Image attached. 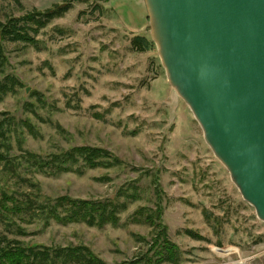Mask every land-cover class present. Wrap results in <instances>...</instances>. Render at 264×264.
<instances>
[{"label": "rangeland", "instance_id": "obj_1", "mask_svg": "<svg viewBox=\"0 0 264 264\" xmlns=\"http://www.w3.org/2000/svg\"><path fill=\"white\" fill-rule=\"evenodd\" d=\"M123 1L0 0V21L69 7L39 32L36 47L4 45L0 82L8 77L14 84L0 100V114L18 124L4 155L18 165L20 179L0 161V195L125 206L115 226L45 225L17 216L16 225L0 222V234L24 246L85 247L105 264L139 257L142 264H173L153 257L163 232L177 248V264H264V222L169 85L144 0ZM136 36L150 43L148 51L133 49ZM81 147L105 151L103 166L89 169L80 161L72 172L50 176L22 159L29 153L48 161Z\"/></svg>", "mask_w": 264, "mask_h": 264}, {"label": "water", "instance_id": "obj_2", "mask_svg": "<svg viewBox=\"0 0 264 264\" xmlns=\"http://www.w3.org/2000/svg\"><path fill=\"white\" fill-rule=\"evenodd\" d=\"M169 85L264 222V0H144Z\"/></svg>", "mask_w": 264, "mask_h": 264}, {"label": "trees", "instance_id": "obj_3", "mask_svg": "<svg viewBox=\"0 0 264 264\" xmlns=\"http://www.w3.org/2000/svg\"><path fill=\"white\" fill-rule=\"evenodd\" d=\"M68 9V5L60 6V4H55L44 11L33 9L20 17H9L4 21H0V74L4 73L6 67L5 44H24L36 47L37 40H35V37L39 32L52 20L61 17ZM131 46L135 51L143 53L149 50L150 43L145 38L136 36L132 39ZM13 84L12 79L8 77L3 82H0V100L4 95L12 91ZM17 126L18 124L11 117L4 113L0 114V150L5 149L4 152L0 153V161L5 162L4 169L7 172L19 178V173H17L18 165L9 161L7 155H4V153L10 151L9 140L12 133L16 132ZM25 126L31 131L29 125L26 124ZM104 157H107V154L103 150L81 147L50 156L48 161L29 153L22 156V159L32 168L37 169V171L56 176L60 173L72 172L73 167L80 161L84 164V167L89 169L103 166L102 159ZM76 171L80 173L79 170ZM30 185L37 191L34 184L30 182ZM124 207V204H114L113 202L73 200L68 197H60L53 201H42L38 194L35 193L18 197L14 193L8 195L2 192L0 195V222L7 225L12 222V225H16L14 218L25 216L31 222L35 219L44 221L45 225H48L49 221H54L61 226L84 224L88 227L103 228L107 225L115 226L118 223V215ZM146 220L150 226L155 227V223L151 218H146ZM16 227L18 229L16 234L22 235V228ZM157 244L160 251H155L153 255V257L157 258L156 263H178L177 248L167 240L163 232H159L155 240V246ZM149 261L147 260V262ZM142 263H145V257H139L124 264ZM0 264L105 263L95 257L85 247L47 248L42 246H24L20 241L8 240L6 236L0 234Z\"/></svg>", "mask_w": 264, "mask_h": 264}, {"label": "crops", "instance_id": "obj_4", "mask_svg": "<svg viewBox=\"0 0 264 264\" xmlns=\"http://www.w3.org/2000/svg\"><path fill=\"white\" fill-rule=\"evenodd\" d=\"M119 1L124 2L123 0H119Z\"/></svg>", "mask_w": 264, "mask_h": 264}]
</instances>
